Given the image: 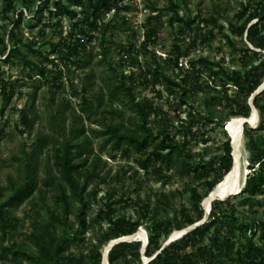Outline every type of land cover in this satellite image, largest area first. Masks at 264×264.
Segmentation results:
<instances>
[{
  "label": "rangeland",
  "instance_id": "374dc122",
  "mask_svg": "<svg viewBox=\"0 0 264 264\" xmlns=\"http://www.w3.org/2000/svg\"><path fill=\"white\" fill-rule=\"evenodd\" d=\"M109 1L119 4L121 8L118 11L111 10L105 13L99 23L100 29L94 30L90 23L83 25L87 36H94V40L87 54L92 58L91 64L89 67L80 68L74 65L66 66L54 52L57 45L74 31L73 20L68 16L63 17L61 23L57 25L58 19L49 14V9H54V0H29V2L12 0V8H15L17 13L10 9L7 14H3L4 0H0V37L8 45L5 49V45L0 44V87L4 82L11 83L13 87L8 95L0 92V204L4 203L8 214L19 220L16 229H9L6 234L0 233V236L5 237L7 246L15 242L24 244L27 250L36 251V248L26 238L30 223L37 219L46 220L49 210H61L60 195L57 194L55 186H45L52 163L50 141L51 129L55 124L53 116L63 113L69 125L74 113L81 114L79 104L81 102L80 91L83 87L87 88V95L92 99L98 95H104L103 104L107 106L111 89L121 80L115 77L106 63L100 62L102 59L101 41L105 42L106 51L119 68L120 73L126 75L125 80L128 85L135 84L137 99L149 100L158 107V114L152 116V126L155 128L164 126L178 140L182 139L187 127L192 126L191 133L188 134L189 146L192 153L201 154L200 157H196V161H206L222 153L224 143L228 140L232 145L230 124L238 118L246 120L242 127L244 138L240 149L241 186H233L229 192L217 194L215 191L219 183L204 200L203 207L208 209L209 202L213 198L225 199L229 195L240 194L244 189L251 154L247 144L248 139L245 136L246 126L251 129L258 145L264 151V132L258 129L261 115L254 104L255 97L264 91V81L259 89L248 98V103L252 107L251 116L249 118L233 116L227 106L226 94L221 85L223 74L213 76L209 70L210 65L200 63L197 67L201 69V72L197 76L198 70H192L190 67L192 61L207 59L210 63H221L225 70L238 71L243 74L252 65L261 62L264 59V49L249 43L245 37L242 38L233 29L243 27L246 23L250 27L259 22L260 18L252 19L251 22L248 20L253 15L254 8H260L264 0ZM65 2L76 9L78 19H85V7L77 5L75 0H65ZM171 2L177 7L179 16L183 20L174 18L173 22L170 21L174 13L171 10ZM249 2L252 6L245 10L244 7ZM243 11L244 16L239 17ZM211 17L217 20V27L209 21ZM110 20H112V25L104 36L102 34L104 25ZM152 30L155 34H151ZM209 31H213L214 36H211ZM220 31L229 35L237 45V50L228 44ZM149 36L150 39L147 40ZM17 39H22L24 43L33 46V49L29 46H22V50L29 59L48 67L49 74L46 79L41 78L37 72H30L23 64L20 55L15 53L9 58L12 40ZM193 39H196L194 45L191 44ZM259 40L264 44V24ZM176 45L186 53V56L182 57L184 65L179 68L175 66L173 60H169V57H175L174 46ZM246 46L251 49L249 51L251 56L243 58ZM39 50L46 54L49 53L51 57H57V65L46 62L45 58L37 52ZM253 51L263 55L257 56ZM212 67L218 70L216 65ZM155 69L177 80H179V74L190 75L186 96L195 105L200 106L205 113H212L216 122L206 123L204 119H199L198 115L192 119L188 115L191 108L181 102L178 89L168 84L162 75L157 81L154 74ZM57 83H63V86L58 87ZM72 84L78 89L76 97L72 95L74 91ZM227 86H229L227 95H235L237 87L231 84ZM193 88L195 91L192 90ZM260 102H264V97L260 99ZM113 108L120 111V115L115 116L116 122H124L125 125L133 127L129 121L133 120L136 115L126 102H117ZM26 117L35 118L31 128L24 124ZM82 117V123L92 140L94 152L101 155L99 171L101 175H106V178L100 183L95 196L92 191L98 179L90 185L86 194L89 199V204L85 208L86 220L91 226L85 233L76 237L79 245L77 255L86 254L93 242L104 237L108 226L103 214L104 201L108 199L109 192L112 194V201L124 197L122 202L113 206V215L116 218L136 219L139 216L138 211L141 205L150 204L154 208L158 204L159 197H165L179 210L191 209L190 195L186 189L194 183L193 178H181L169 174L167 180L159 181L156 176L139 169L134 162L137 158L144 157V151L143 153L132 151L126 157L120 151L113 150L109 144L101 150L107 136L92 133L90 129H101V127L88 121L85 114ZM45 135L48 136V142H40L39 137ZM32 154L36 157L34 163L36 175L39 187L44 189L45 197L42 199L41 194L36 190L30 198L17 204L11 201V196L14 187H18L27 176L25 168ZM70 205L69 222L73 232L77 229L75 214L80 206L72 203ZM237 209L242 220L264 221V189L255 196L250 205L245 207L238 205ZM161 210L173 220L175 219L172 210L165 207H161ZM207 221L205 214L195 225L199 226ZM195 225L174 230L166 240L165 238L161 240L167 244L181 237L189 228H195ZM253 238L260 243L264 241L260 230ZM130 240L142 241L144 254L148 245L147 229L141 227ZM115 242L116 240L109 241L103 245V264H108L106 258ZM238 246L240 244L234 248L232 257ZM142 257L145 263L150 260L145 255ZM0 264L11 263L0 260ZM222 264H234V262L229 258H224Z\"/></svg>",
  "mask_w": 264,
  "mask_h": 264
},
{
  "label": "trees",
  "instance_id": "16d2710c",
  "mask_svg": "<svg viewBox=\"0 0 264 264\" xmlns=\"http://www.w3.org/2000/svg\"><path fill=\"white\" fill-rule=\"evenodd\" d=\"M75 3L85 7V19H78L76 9L68 5L65 0H54V9H49V14L58 19L57 25L65 16L73 20L74 31L57 45L54 52L58 54L56 56H59L66 66L74 65L85 68L89 67L92 61L91 56L88 57L87 54L94 36H87L84 23H90L94 30H98L102 16L111 10L118 11L121 7L109 0H75ZM263 5L264 3H261L260 8L255 7L253 15L248 20L251 22L252 19L260 18L259 22L250 27L246 23L243 27H234L233 30L239 33L242 38L245 37L249 43L264 49L263 42L260 41L261 39L259 40L264 24ZM251 6L252 4L249 2L244 9L248 10ZM10 9L17 13L16 9L12 8V0H4L3 14H7ZM171 10L174 11L170 19L171 22L174 18L183 20L173 2H171ZM243 16L244 11L239 17ZM209 21L215 27L218 26L215 18L211 17ZM111 25L112 20L105 23L102 31L104 36ZM220 32L227 39L228 44L237 50V45L230 39L229 35ZM209 33L214 36L213 31H209ZM245 33H247L246 36ZM151 34H155V31L152 30ZM150 36L147 37V40L150 39ZM195 41L196 39H193L191 44L194 45ZM0 44H4L5 49H7L8 45L1 37ZM22 46H29L30 49H33L31 44L24 43L22 39L12 40L9 58L15 53L20 55L23 64L30 72H37L41 78L46 79L49 74L48 67L29 59L22 50ZM101 47L102 59L100 62L106 63L115 77L121 79L108 95L109 104L107 106L103 104L104 95L102 94L92 99L87 95V88L83 87L80 91L81 102L79 104L81 114L74 113L69 125H67V119L63 113L53 116L55 124L51 129L52 138L50 141L52 163L45 186H55L57 194L60 195L61 210H49L46 220L37 219L30 223L26 238L36 248V251L27 250L24 244L15 242L7 246L5 245V237L1 235L0 260L11 264H103L104 253L102 248L106 242H113L134 235L141 227H145L148 231V245L144 254L142 241H122L113 244L109 250V264H222L224 258L233 260L234 264H264V241L260 243L253 238L258 230L264 238V221L258 219L242 220L237 211L238 205L241 207L250 205L255 196L264 189V151L258 145L251 129L248 126L245 129L251 154L244 189L240 194L213 200L208 209L203 207L204 200L233 169L234 157L231 141L228 140L224 143L222 153L206 161H196V157H200L201 154L192 153L189 146L188 134L191 133L192 126L187 127L180 140L172 136L164 126L161 125L156 128L152 126V116L158 114V107L149 100L137 99L135 84L128 85L125 80L126 75L120 73L119 68L109 57L104 41H101ZM174 49L175 57H169V60H173L175 66L179 68V59L186 56V53L180 46L176 45ZM244 49L243 58L250 57L249 51L251 49L249 46ZM37 52L49 64L57 65V57H51L49 53L46 54L40 50ZM253 52L257 56L263 55L256 51ZM200 63L210 65L209 70L213 76L223 74L221 85L225 91L227 106L230 108L231 114L249 118L252 114V107L248 103V98L259 89L264 81V59L258 64L252 65L243 74L238 71L225 70L221 63H210L207 59H200L190 63L192 70H198L197 76L201 72V69L197 67ZM212 65H216L218 70H214ZM154 74L157 81L160 80L158 77L162 75L168 84L178 89L181 102L191 108L188 115L192 119L198 115L199 119H204L206 123L216 122L212 113H205L200 106L195 105L186 96L188 92L187 83L191 79L190 75L179 74V80H177L157 69L154 70ZM195 78L199 79V77ZM228 84L237 87L235 95H227ZM57 86L61 87L63 83H57ZM72 87L74 88L72 95L78 96V89L74 84ZM11 89H13L11 83L4 82L0 87V92L8 95ZM263 97L264 91L255 97L254 104L261 115L258 129L264 132V102H260ZM117 102H126L135 113L136 117L129 121L133 127L125 125L124 122H116L115 116L120 115V111L114 109L113 105ZM84 114L88 121L101 127V129H90L92 133L107 136L101 150L109 144L113 150L120 151L126 157L132 151L139 153L144 151V157H139L134 162L139 169L156 176L159 181L167 180L169 174L181 178H193L194 183L186 189L190 195L191 209L179 210L165 197H159L157 199L158 204L154 208L150 204L141 205L138 211L139 216L136 219L116 218L113 215V206L122 202L124 197L112 201V194L109 192L108 199L104 201L103 214L108 224L104 237L93 242L86 254L77 255L79 245L76 237L85 233L91 226L86 220L85 208L89 204L86 194L90 185L98 179L92 191L95 196L100 183L104 182L106 178V175H101L99 171L101 155L94 152L88 130L82 123ZM34 120L33 117H26L24 124L31 128ZM39 141L48 142V136L39 137ZM35 162V155H30V162L25 168L27 176L18 187H14L11 196L12 202L21 204L30 198L36 190L44 199V189L39 187ZM71 203L80 206L75 214L77 229L73 232L69 222ZM5 206L4 203L0 204V233L2 234H6L9 229H16L19 224L17 218L8 214ZM161 207L172 210L175 219L170 218L166 212L161 210ZM193 213L196 215L194 216ZM205 214L208 218L206 223L195 228H189L181 237L167 244L161 240L162 238L166 240L174 230L195 225ZM212 227L213 229H211ZM238 244L240 246L237 247L232 257L231 254ZM143 255L150 260L145 263Z\"/></svg>",
  "mask_w": 264,
  "mask_h": 264
},
{
  "label": "bare ground",
  "instance_id": "6f19581e",
  "mask_svg": "<svg viewBox=\"0 0 264 264\" xmlns=\"http://www.w3.org/2000/svg\"><path fill=\"white\" fill-rule=\"evenodd\" d=\"M243 118H238L230 124L229 130L230 134L233 137V145H234V157H235V167L226 177V179L217 186L215 193L224 194L229 192L233 186L240 187L241 186V162H240V149L243 146Z\"/></svg>",
  "mask_w": 264,
  "mask_h": 264
},
{
  "label": "water",
  "instance_id": "95a60500",
  "mask_svg": "<svg viewBox=\"0 0 264 264\" xmlns=\"http://www.w3.org/2000/svg\"><path fill=\"white\" fill-rule=\"evenodd\" d=\"M245 120V119H244ZM246 122V120L244 121V123ZM232 147H233V157H234V145L232 144ZM234 167H235V157H234V166H233V169H234ZM232 169V170H233ZM231 170V171H232ZM230 171V172H231ZM215 199H218L217 197L216 198H213L212 200H210V204H211V202L213 201V200H215ZM196 226H198V225H195V227ZM136 234V233H135ZM134 234V235H135ZM134 235H129V236H126V237H124V238H122V239H118V240H116V242L115 243H113V244H117V243H119V242H122V241H126V240H130ZM106 260H107V262H108V264H109V261H108V256H107V258H106Z\"/></svg>",
  "mask_w": 264,
  "mask_h": 264
},
{
  "label": "built area",
  "instance_id": "2783aa9c",
  "mask_svg": "<svg viewBox=\"0 0 264 264\" xmlns=\"http://www.w3.org/2000/svg\"><path fill=\"white\" fill-rule=\"evenodd\" d=\"M184 64H183V59L181 58L180 60H179V66L181 67V66H183Z\"/></svg>",
  "mask_w": 264,
  "mask_h": 264
}]
</instances>
